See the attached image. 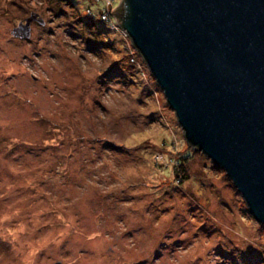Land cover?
I'll return each mask as SVG.
<instances>
[{
    "label": "rangeland",
    "instance_id": "obj_1",
    "mask_svg": "<svg viewBox=\"0 0 264 264\" xmlns=\"http://www.w3.org/2000/svg\"><path fill=\"white\" fill-rule=\"evenodd\" d=\"M119 2L0 0V264H264V227L96 17Z\"/></svg>",
    "mask_w": 264,
    "mask_h": 264
},
{
    "label": "water",
    "instance_id": "obj_2",
    "mask_svg": "<svg viewBox=\"0 0 264 264\" xmlns=\"http://www.w3.org/2000/svg\"><path fill=\"white\" fill-rule=\"evenodd\" d=\"M33 21L42 24L31 15L13 36L29 38ZM115 21L188 147L225 173L264 227V0H120Z\"/></svg>",
    "mask_w": 264,
    "mask_h": 264
},
{
    "label": "trees",
    "instance_id": "obj_3",
    "mask_svg": "<svg viewBox=\"0 0 264 264\" xmlns=\"http://www.w3.org/2000/svg\"><path fill=\"white\" fill-rule=\"evenodd\" d=\"M119 5V4H118ZM117 8H118V6H117ZM116 8V9H117ZM116 9H115V11H116ZM98 11V10H97ZM115 11H114V18H115ZM87 16H88V19H92V18H94L93 16H94V14L91 12V10L89 11V13L87 14ZM100 16H101V12H98V14H97V18H98V20H99V22L100 23H102L105 27H106V29L108 30V31H110V32H113V33H120L122 36V38L124 39V40H128V41H130V39L124 34V32L122 31V29L119 27V30L118 31H116V30H112V29H110L109 28V26L106 24V23H104L103 21H101L99 18H100ZM103 33V34H105L102 30H100L99 29V33ZM100 33V34H101ZM88 34L91 36V37H93V38H96L97 36H98V33H94V32H92V31H90V32H88ZM104 38H105V35H104ZM130 43H131V41H130ZM131 47H132V50L139 56V54H138V52L136 51V49L133 47V45H132V43H131ZM140 57V56H139ZM142 61V60H141ZM132 62H133V60H132ZM189 157H191V156H188V155H185V156H182L181 158H179V160H177V168H176V170H175V172L179 175V178L182 180V181H184V180H187V178H188V174H187V167H186V163H187V161H188V158ZM181 180H179V182L180 183H182V181Z\"/></svg>",
    "mask_w": 264,
    "mask_h": 264
},
{
    "label": "built area",
    "instance_id": "obj_4",
    "mask_svg": "<svg viewBox=\"0 0 264 264\" xmlns=\"http://www.w3.org/2000/svg\"><path fill=\"white\" fill-rule=\"evenodd\" d=\"M100 0H95V2H99ZM105 1V0H104ZM117 7V6H116ZM115 9L109 10V9H104L101 12V16H100V20L103 21L104 23H106L110 29L112 30H119V27L115 21L114 16L111 14Z\"/></svg>",
    "mask_w": 264,
    "mask_h": 264
}]
</instances>
